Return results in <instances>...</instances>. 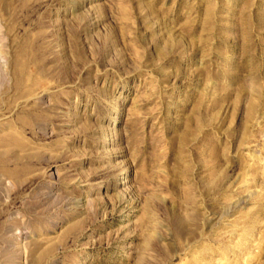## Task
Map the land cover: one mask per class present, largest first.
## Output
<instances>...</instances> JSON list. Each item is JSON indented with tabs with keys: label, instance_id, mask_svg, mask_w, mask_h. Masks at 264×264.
I'll list each match as a JSON object with an SVG mask.
<instances>
[{
	"label": "rangeland",
	"instance_id": "obj_1",
	"mask_svg": "<svg viewBox=\"0 0 264 264\" xmlns=\"http://www.w3.org/2000/svg\"><path fill=\"white\" fill-rule=\"evenodd\" d=\"M0 264H264V0H0Z\"/></svg>",
	"mask_w": 264,
	"mask_h": 264
}]
</instances>
